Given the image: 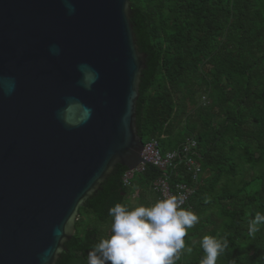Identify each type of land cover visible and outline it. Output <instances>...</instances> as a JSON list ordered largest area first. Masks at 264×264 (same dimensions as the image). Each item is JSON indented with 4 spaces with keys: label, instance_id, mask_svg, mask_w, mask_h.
I'll return each mask as SVG.
<instances>
[{
    "label": "water",
    "instance_id": "95a60500",
    "mask_svg": "<svg viewBox=\"0 0 264 264\" xmlns=\"http://www.w3.org/2000/svg\"><path fill=\"white\" fill-rule=\"evenodd\" d=\"M146 57L128 0H0V264H56L84 202L143 162Z\"/></svg>",
    "mask_w": 264,
    "mask_h": 264
},
{
    "label": "trees",
    "instance_id": "16d2710c",
    "mask_svg": "<svg viewBox=\"0 0 264 264\" xmlns=\"http://www.w3.org/2000/svg\"><path fill=\"white\" fill-rule=\"evenodd\" d=\"M139 51L145 54L136 126L144 144L161 139L178 150L197 144L200 184L185 210L199 222L184 238L193 246L176 264H200L205 235L226 238L216 264H264V225H247L264 213V0H128ZM117 165L79 209L75 234L56 264H87L91 247L110 235L109 208L154 205L152 183L182 178L147 166L125 187ZM185 174V171H184ZM154 195L149 198V195Z\"/></svg>",
    "mask_w": 264,
    "mask_h": 264
},
{
    "label": "clouds",
    "instance_id": "9594fccd",
    "mask_svg": "<svg viewBox=\"0 0 264 264\" xmlns=\"http://www.w3.org/2000/svg\"><path fill=\"white\" fill-rule=\"evenodd\" d=\"M66 6L74 11L70 4ZM51 51L58 54L59 49L53 46ZM87 67L81 65L80 69L82 83L90 88L98 74L93 76L91 71H85ZM182 204L183 197L178 196H168L150 207L138 206L133 210L115 204L108 210L110 235L91 247L87 264H176L182 254L192 253L197 242L186 246L184 238L188 229L200 219L191 210H185ZM262 225L264 213L256 212L247 225L248 234L259 232ZM198 243L204 253L200 264H216L217 258L228 248L226 238L205 235Z\"/></svg>",
    "mask_w": 264,
    "mask_h": 264
},
{
    "label": "built area",
    "instance_id": "2783aa9c",
    "mask_svg": "<svg viewBox=\"0 0 264 264\" xmlns=\"http://www.w3.org/2000/svg\"><path fill=\"white\" fill-rule=\"evenodd\" d=\"M162 138L163 137H161V139ZM158 140L159 139L154 138L144 144L141 154L143 162L133 170H126L122 178L123 185L125 187H130L132 179L142 174L149 165L158 168L164 173L182 167L183 172L180 176L182 178H190L191 182L187 183L181 181L172 183L171 180L165 176L152 183V191L156 196L155 203L168 196L183 197V204L181 206L184 208L195 194L201 182V167L198 162V153L196 152L197 144L194 140L187 139L181 149L167 150L164 154H161ZM133 197V199L138 198L139 192L136 191Z\"/></svg>",
    "mask_w": 264,
    "mask_h": 264
},
{
    "label": "rangeland",
    "instance_id": "374dc122",
    "mask_svg": "<svg viewBox=\"0 0 264 264\" xmlns=\"http://www.w3.org/2000/svg\"><path fill=\"white\" fill-rule=\"evenodd\" d=\"M160 140H162V139H160ZM160 140H158L159 141V143H160ZM171 142L172 141H168V142H166L165 144H163V145H161L160 146V152H161V154H164V152L165 151H167V150H170V144H171ZM122 178H123V176H122ZM138 191V190H137ZM153 198L154 197V195H153V193H152V195H149V198ZM134 198V197H133ZM132 198V201H131V207L132 208H136V207H138L139 206V204H138V202H136V200L135 199H133Z\"/></svg>",
    "mask_w": 264,
    "mask_h": 264
}]
</instances>
